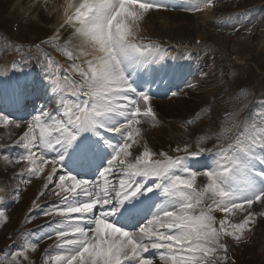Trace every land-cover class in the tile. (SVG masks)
Returning <instances> with one entry per match:
<instances>
[{"label":"snow or ice","instance_id":"snow-or-ice-1","mask_svg":"<svg viewBox=\"0 0 264 264\" xmlns=\"http://www.w3.org/2000/svg\"><path fill=\"white\" fill-rule=\"evenodd\" d=\"M170 6L166 0H63L53 9L54 32L30 45L36 56L24 57L40 68L37 78L0 89V126L22 129L13 145L22 151L14 160L25 166L12 197L18 200L20 184L48 168L43 189L52 185L59 198L44 213L58 219L35 240L25 234L19 251L9 254L15 264L43 239L54 240L47 264H229L224 238L239 243L251 231L253 205L264 206V103L243 121L227 114L231 123L198 136L194 150L178 145L175 152L183 155L154 159L143 145L133 157L140 125L159 124L153 86L171 85L181 73L165 61L166 49L139 36L149 11ZM184 6L199 11L215 0H186ZM62 30L69 33L63 43ZM49 45L71 63L61 65ZM211 139L217 142L204 147ZM4 160L13 162L8 155ZM201 175L207 182L197 187ZM217 210L225 214L219 227ZM236 213L245 215L231 223ZM7 220L0 197V222Z\"/></svg>","mask_w":264,"mask_h":264},{"label":"rangeland","instance_id":"rangeland-1","mask_svg":"<svg viewBox=\"0 0 264 264\" xmlns=\"http://www.w3.org/2000/svg\"><path fill=\"white\" fill-rule=\"evenodd\" d=\"M2 9L5 6H0ZM13 11L19 12L21 9L17 4H14L12 7ZM152 14L149 17H152V20H149L148 16L145 20V29L150 30L152 33H161V34H170L181 39L184 38H194L196 35H206L207 39H212L214 44L219 48H226L230 53L237 54L239 57V62H243L245 67L241 73L237 75V79L240 82H245L248 77H250L253 73L255 64L257 66L258 72L262 73L264 71V24L257 31L254 24L256 21H244L243 24H223L221 28H215L207 25L206 27H195L196 22L191 18H178L174 17L171 14ZM2 18H6V15H2ZM194 21V22H193ZM262 23H264V18H262ZM236 79V81H237ZM263 78L260 79L262 82ZM194 82H190L181 88L180 93L175 96H166L159 98V102H156L157 107L165 108L163 111L165 113H177L179 111L180 114H185L186 116H193L198 112V109L203 108L201 112V120L200 124L196 127L200 131L204 130V127L208 125L212 129L218 127L219 122H217V111L218 105H222V103L218 102L217 104V95L218 89L213 88L214 85H206L201 86L198 90H196L193 85ZM199 83L198 85H200ZM187 85H191L188 87ZM240 98H235L231 101L230 105H225L224 107H232L237 106L240 108V112L244 111V107L246 106V102H241ZM181 125L179 122L174 124L175 129H180ZM142 129V134H145L148 130L151 129V125L149 123H142L140 125ZM10 128V126H9ZM7 129V128H5ZM159 131V129L154 130ZM152 132V133H153ZM150 136V135H149ZM140 141V138H138ZM135 145L132 152L135 149ZM196 183L197 180H196ZM259 209H255L252 207L251 211L257 213L255 217V223H260L259 225L254 224L251 226V231H246L245 236H250L256 241V245L258 244V240L264 244V206L259 205ZM19 213V207L15 206L10 209L6 215H15ZM242 213H236L235 215H230V218H236L238 222L242 221L243 218ZM43 235V233L41 234ZM40 235V236H41ZM260 252L264 257V248H260ZM31 252L27 253V257L30 258ZM27 258V259H28ZM18 259V258H17ZM157 261H154V264H157ZM9 264H15V262L11 261ZM24 264V263H23ZM242 264V263H241Z\"/></svg>","mask_w":264,"mask_h":264},{"label":"bare ground","instance_id":"bare-ground-1","mask_svg":"<svg viewBox=\"0 0 264 264\" xmlns=\"http://www.w3.org/2000/svg\"><path fill=\"white\" fill-rule=\"evenodd\" d=\"M31 4L33 7H35L36 9H42L44 10V12L48 9V11L54 13L55 11L52 9V8H58L59 7V0H30ZM169 12H167L168 14H171L172 16L174 17H178V18H191V19H194L197 23L198 21L196 20L195 17H197L195 14H187V13H180V12H177V11H171V10H168ZM157 13V12H156ZM161 13L163 14H166V11H162ZM155 13L152 12V13H147L144 17V19L140 22V30L142 28H144L145 26V20L147 19L146 17L148 16L149 20H152V17L150 18L149 16L152 15ZM255 209H258L259 208V204H254L253 205Z\"/></svg>","mask_w":264,"mask_h":264}]
</instances>
